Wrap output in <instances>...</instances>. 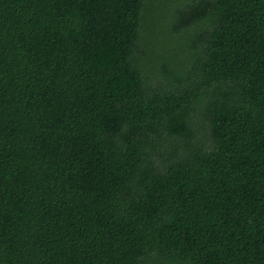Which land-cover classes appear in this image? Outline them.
I'll use <instances>...</instances> for the list:
<instances>
[{
  "label": "trees",
  "instance_id": "1",
  "mask_svg": "<svg viewBox=\"0 0 264 264\" xmlns=\"http://www.w3.org/2000/svg\"><path fill=\"white\" fill-rule=\"evenodd\" d=\"M0 264H264V0H0Z\"/></svg>",
  "mask_w": 264,
  "mask_h": 264
}]
</instances>
